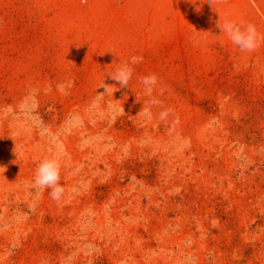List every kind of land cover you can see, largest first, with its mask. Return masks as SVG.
I'll return each instance as SVG.
<instances>
[{"label": "rangeland", "instance_id": "rangeland-1", "mask_svg": "<svg viewBox=\"0 0 264 264\" xmlns=\"http://www.w3.org/2000/svg\"><path fill=\"white\" fill-rule=\"evenodd\" d=\"M225 20L264 0H0V264H264V43Z\"/></svg>", "mask_w": 264, "mask_h": 264}, {"label": "clouds", "instance_id": "clouds-1", "mask_svg": "<svg viewBox=\"0 0 264 264\" xmlns=\"http://www.w3.org/2000/svg\"><path fill=\"white\" fill-rule=\"evenodd\" d=\"M82 3H86L87 0H81ZM229 40L242 52L253 53L262 43H264V35H261L254 24L243 22L237 23L231 20H225L222 27L218 25ZM143 57L133 56L131 57V64L141 62ZM134 69L130 66L129 62H124L116 71L113 77L119 82L121 87H128L129 81L132 78ZM158 82V77L155 74H150L142 77L141 83L145 86V93L151 96L153 88ZM74 84L70 82L69 87ZM58 90L65 91L64 85H58ZM102 95V94H101ZM150 104H156L158 101L154 99L149 101ZM121 111L123 109L121 108ZM144 114L151 118L150 108L145 107L143 109ZM172 114V109H164L160 112L159 118L161 120L167 119ZM175 122H179V117L175 118ZM60 153L54 154L50 158L41 160L36 168L35 175L31 181V186L39 191L50 190L49 196L54 201H59L65 194V187L61 183V170L64 167L63 161L60 158ZM4 169V168H3ZM10 254V253H9Z\"/></svg>", "mask_w": 264, "mask_h": 264}]
</instances>
